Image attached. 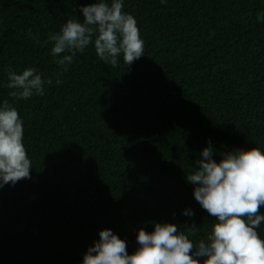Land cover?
Listing matches in <instances>:
<instances>
[{"label": "trees", "instance_id": "trees-1", "mask_svg": "<svg viewBox=\"0 0 264 264\" xmlns=\"http://www.w3.org/2000/svg\"><path fill=\"white\" fill-rule=\"evenodd\" d=\"M94 2L0 0V102L23 119L32 162L31 179L0 189V264H81L103 229L132 254L154 222L195 223V245L215 217L185 176L208 141L217 161L264 146V0H124L145 56L113 68L90 45L57 85L48 36ZM9 67L53 83L17 101Z\"/></svg>", "mask_w": 264, "mask_h": 264}, {"label": "clouds", "instance_id": "clouds-1", "mask_svg": "<svg viewBox=\"0 0 264 264\" xmlns=\"http://www.w3.org/2000/svg\"><path fill=\"white\" fill-rule=\"evenodd\" d=\"M163 5L167 0H160ZM124 0H95L81 6L84 19L68 20L59 32L49 34L50 55L59 67V78L69 70L78 53L94 46L96 56L113 68L120 58L130 66L145 56V41L136 18L123 11ZM7 83L15 100L45 95L53 80L44 78L34 67L21 72L6 69ZM211 140L185 176L194 186L193 195L202 209L215 217L206 239L197 243L189 238L198 230L195 223L181 229L169 222H154L153 231H137L138 247L129 254L126 241L111 229L99 232L83 254L81 264H264V146L233 149L213 159ZM32 162L24 144V121L7 100L0 102V189L31 179ZM194 216L190 208L183 211ZM203 258V259H201Z\"/></svg>", "mask_w": 264, "mask_h": 264}]
</instances>
